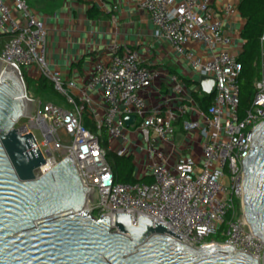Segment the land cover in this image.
<instances>
[{
	"label": "built area",
	"instance_id": "2783aa9c",
	"mask_svg": "<svg viewBox=\"0 0 264 264\" xmlns=\"http://www.w3.org/2000/svg\"><path fill=\"white\" fill-rule=\"evenodd\" d=\"M212 2H137L154 25V38L166 41L190 70L188 79L145 65L140 53L131 49L91 62L80 80L67 79L49 67L45 24L26 0H0V35L8 37L0 47V65L12 68L25 88L28 120L23 125L17 121L15 128L33 135L44 158L34 171L36 177L70 155L82 185L96 188L98 197L88 195L95 203L87 197L85 205L93 218L113 220L115 214H130L136 226L138 217H145L193 248L230 246L261 262L264 246L250 232L242 212L237 214L236 202L241 209V161L253 150L252 133L264 123V73L254 82L252 103L239 120L240 50L224 31ZM237 6L226 5L224 10L238 14ZM260 42L264 50V33ZM29 77L49 80L63 105L36 104L28 90ZM201 77L214 80L206 108L198 102L210 95L197 83ZM161 79H166L167 94L156 104L147 103L145 93ZM128 115L134 120L126 126ZM85 116L95 131L84 126ZM109 152L132 156L135 183L115 181ZM143 176L151 182L141 181Z\"/></svg>",
	"mask_w": 264,
	"mask_h": 264
},
{
	"label": "water",
	"instance_id": "95a60500",
	"mask_svg": "<svg viewBox=\"0 0 264 264\" xmlns=\"http://www.w3.org/2000/svg\"><path fill=\"white\" fill-rule=\"evenodd\" d=\"M197 83L212 94L213 78ZM24 94L18 74L0 65V264H264V255L259 262L230 246L193 248L145 217L136 226L130 214L93 218L85 205L88 195L98 197L96 188L82 185L70 155L35 176L44 158L33 135L15 128L27 113ZM133 120L124 117L126 126ZM250 145L253 150L241 161V211L264 246V123Z\"/></svg>",
	"mask_w": 264,
	"mask_h": 264
},
{
	"label": "crops",
	"instance_id": "0c3cea01",
	"mask_svg": "<svg viewBox=\"0 0 264 264\" xmlns=\"http://www.w3.org/2000/svg\"><path fill=\"white\" fill-rule=\"evenodd\" d=\"M239 1L213 0L212 9L222 21L224 31L234 39L236 48L241 50L240 33L245 20L239 13L228 15L224 10L226 5L236 6ZM137 2L138 0H26L30 10L45 24L49 67L61 72L67 79L80 80L88 73L91 62L105 60L114 52L122 54L128 49L139 52L145 65L165 68L181 79H188L190 70L166 41L154 38V25ZM92 7L98 11L94 18L89 16ZM1 45L0 43V47ZM33 77L28 80L35 81L36 77ZM165 82L166 79H161L149 88L145 93L147 103L156 104L163 99L162 95L167 94ZM158 89L162 94L158 93ZM42 94L45 97L43 102L55 101L48 91Z\"/></svg>",
	"mask_w": 264,
	"mask_h": 264
},
{
	"label": "trees",
	"instance_id": "16d2710c",
	"mask_svg": "<svg viewBox=\"0 0 264 264\" xmlns=\"http://www.w3.org/2000/svg\"><path fill=\"white\" fill-rule=\"evenodd\" d=\"M237 10L240 17L245 20L240 33L241 50L238 56V62L241 65V71L238 76L240 90L238 117L239 120H242L250 108L255 95L254 82L260 79L263 74V47L260 38L264 33V0H240ZM97 15L98 11L92 7L89 10V16L94 18ZM7 38L6 35H0V39H4V41ZM2 40L0 41L1 44L4 42ZM30 81L32 82V80L29 79L28 81L27 79V85ZM33 83L35 84L37 94L48 91L55 100L52 103L57 105H61L62 102L64 103V99L53 89V85L49 80L41 77L33 81ZM211 100L212 94L205 96L202 100H198V102L200 106L206 108L211 103ZM83 121L86 128L95 131L94 125L88 116H85ZM107 161L117 183L131 184L138 180L134 176L135 167L132 156L120 157L109 152L107 154ZM140 180L147 183L151 182L148 176H143ZM236 205L239 206L238 202H236Z\"/></svg>",
	"mask_w": 264,
	"mask_h": 264
},
{
	"label": "rangeland",
	"instance_id": "374dc122",
	"mask_svg": "<svg viewBox=\"0 0 264 264\" xmlns=\"http://www.w3.org/2000/svg\"><path fill=\"white\" fill-rule=\"evenodd\" d=\"M263 73H264V50H263ZM28 90L33 94V96L35 98V103L36 104H38V101H42V102L45 101L44 94H42V93L37 94L36 93V91H35V84L33 83V81L32 82L31 81L29 82V84H28ZM62 104H63V102H62ZM65 106H67V105H65ZM27 120L28 119L26 117L20 118L18 120V125L25 124L27 122ZM34 133H35V136H36L37 140L38 141H41V135H40L39 131L34 130ZM236 212H237L238 215L242 212L241 209L239 208V206H237V205H236ZM211 238L213 239V238H218V237L217 236H212Z\"/></svg>",
	"mask_w": 264,
	"mask_h": 264
}]
</instances>
